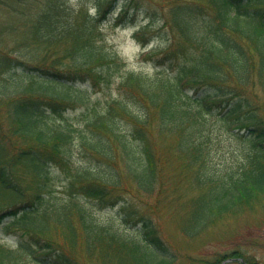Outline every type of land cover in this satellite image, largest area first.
I'll return each instance as SVG.
<instances>
[{
    "label": "trees",
    "instance_id": "trees-1",
    "mask_svg": "<svg viewBox=\"0 0 264 264\" xmlns=\"http://www.w3.org/2000/svg\"><path fill=\"white\" fill-rule=\"evenodd\" d=\"M151 1L161 14L136 0H96L93 10L35 0L21 31L32 60L0 48V227L16 235L0 241V264H173L178 253L152 217L134 220L119 201L166 197L162 138L197 190L177 208L186 238L264 195V0ZM139 15L143 47L150 25L169 29L147 50L154 70L121 71L114 94L91 100L75 82L98 89L116 63L103 23ZM108 204L119 207L114 219L138 222L136 236L101 219ZM200 263L257 261L231 250Z\"/></svg>",
    "mask_w": 264,
    "mask_h": 264
},
{
    "label": "rangeland",
    "instance_id": "rangeland-1",
    "mask_svg": "<svg viewBox=\"0 0 264 264\" xmlns=\"http://www.w3.org/2000/svg\"><path fill=\"white\" fill-rule=\"evenodd\" d=\"M83 0H67L71 5L80 4ZM86 4L93 6L96 0H84ZM137 3L146 7L150 12L158 9L159 6L151 0H136ZM35 3V0H0V48L4 51L12 52L16 56L17 62L32 60V51L23 41L26 38L25 33H21L23 22L32 18V12L28 13V9ZM131 7V6H129ZM31 11V9H29ZM159 13H157L159 15ZM142 15L129 21L123 26L113 28L109 21L103 23L101 30L104 39V46L114 51L116 54V63L112 65L111 73L113 79L110 81L98 82L97 86H93L91 80L76 81L75 85L80 87L83 92L87 93V97L91 100L95 98H105L114 94L116 91V80L118 74L124 70L134 69L142 72H152L156 65L155 57H148L147 50L151 44H156L158 48L165 45V41L169 36L167 26H161L153 23L146 29L145 35L151 36L147 47L142 46V41L134 35L136 27L144 22ZM35 52V51H34ZM19 64V63H18ZM17 64V65H18ZM115 66V67H114ZM5 72H0V89H4L3 82L5 80ZM264 109V108H263ZM2 112V111H1ZM69 114H73V109H68ZM171 138H162L160 140L159 149L163 153L165 159V184L168 186L166 197L156 194L153 196H135L130 192H121L119 201L129 202L138 215L152 217L153 221L160 228L162 236L167 241V246L173 248L178 253V258L173 264H202L201 261L210 260L222 253L231 250H239L242 253L252 257L257 261L256 264H264V195L258 197L249 207H245L240 211L217 219L203 231L200 236L195 238L185 237L180 232L181 215L177 208L180 201L196 192L188 185V174L180 173L178 168L181 165L180 160L169 149L171 147ZM73 157L82 161L80 149L75 145L72 147ZM178 199V200H177ZM118 205H106L97 210V214L101 219L112 220L115 224L129 233L136 236L138 222L128 220L123 223L117 218ZM119 221V222H118ZM16 235L13 232L4 231L0 227V241L7 244L15 241Z\"/></svg>",
    "mask_w": 264,
    "mask_h": 264
}]
</instances>
